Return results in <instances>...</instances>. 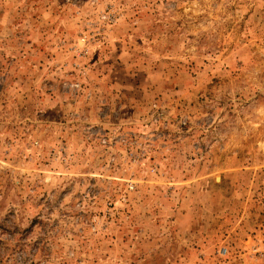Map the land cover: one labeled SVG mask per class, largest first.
Wrapping results in <instances>:
<instances>
[{"label":"rangeland","instance_id":"374dc122","mask_svg":"<svg viewBox=\"0 0 264 264\" xmlns=\"http://www.w3.org/2000/svg\"><path fill=\"white\" fill-rule=\"evenodd\" d=\"M0 264H264V0H0Z\"/></svg>","mask_w":264,"mask_h":264}]
</instances>
